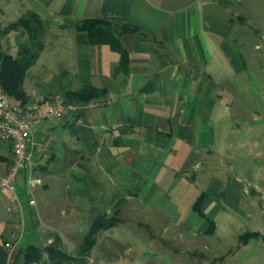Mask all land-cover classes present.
<instances>
[{"label": "crops", "instance_id": "1", "mask_svg": "<svg viewBox=\"0 0 264 264\" xmlns=\"http://www.w3.org/2000/svg\"><path fill=\"white\" fill-rule=\"evenodd\" d=\"M201 1L175 8L154 7L151 0H0V28L32 11L47 24L42 32L46 29L52 35L42 42L31 73L24 74L31 79L29 91L22 87L25 103L39 100L45 105L55 93L63 95L83 83L103 89L80 110L43 122L50 142L47 155L42 157L32 148V142L42 137V130L34 127L31 131L28 142L33 164L22 167L24 179L21 192L16 194L17 210L8 213L5 209L9 190L5 199L0 195V264H21L28 244L51 245L74 255L88 223L99 213L110 216L111 207L117 218L112 226L123 221L119 228L135 234L137 241H149L153 229L147 219L133 216L150 207L158 206L161 216L170 217L160 227L164 232L174 226L176 239H181L180 227L188 212L197 214L191 204L202 191L206 214L203 207L209 190H214L215 176L209 177L206 189L200 190L196 174H204L211 164L215 120L230 111L232 82L228 77L241 66L235 65L236 58L226 42L232 17L221 16L209 0ZM8 7L21 14L5 22L2 15ZM162 12L167 16L158 17ZM86 17L112 21L111 28L126 52L123 67H119L115 49L106 42L90 43L86 32L75 28ZM124 25L129 28L121 30ZM8 32L0 34V49L7 46ZM16 49L7 52L13 55ZM9 145L7 140H0V175L11 162ZM261 183L253 188L264 199ZM154 189L160 192L150 202ZM189 194V199L185 198ZM27 198H33L32 204ZM125 213L131 215L128 222ZM201 219L204 226L207 221ZM20 220L24 223L21 236L6 246L10 230ZM112 226L95 234V247L91 252L92 247L89 249L84 264L113 263L119 255L114 232L103 234L97 241L99 232ZM138 228L147 231L149 237L145 239ZM206 228L201 233L213 231L205 232ZM172 248V257L187 253L190 264H199L194 257L203 256ZM224 253L223 257L203 258L228 264L223 259L232 252ZM32 264L50 263L43 251L40 261Z\"/></svg>", "mask_w": 264, "mask_h": 264}, {"label": "rangeland", "instance_id": "2", "mask_svg": "<svg viewBox=\"0 0 264 264\" xmlns=\"http://www.w3.org/2000/svg\"><path fill=\"white\" fill-rule=\"evenodd\" d=\"M198 1L151 0L154 7L175 8L189 7V3L195 2L194 4H196ZM209 2L215 6V9H218L217 12L221 16L228 14L232 17L230 21L231 32L227 35L226 42L230 44L231 52L236 58L235 63L237 64L235 65L239 64L241 66L239 71L233 72L228 77V80L232 82L230 111L225 116H217L215 120L216 137L211 144V148L214 150L209 157L211 161L207 168L209 172L206 169L204 174H196L195 179L197 186L202 190L206 189L208 178L215 176L214 190H209V199L206 200L203 209L214 220L216 229L211 233H201L207 222L203 226L201 217L190 210V213L188 212V215L184 218L185 222L182 225L180 224L181 227L179 226L183 229L180 233L181 239H176L177 233H175L174 226L167 227L164 232V228L160 227L163 226L165 219L170 217L161 216L157 212L160 207H150L148 208L149 211L139 212L137 215L134 214L133 217L136 220L144 218L151 222L149 224L153 230L149 234H152V237L148 240L152 242L137 241L135 234L120 229V223L123 224V221L110 229L99 232L97 241L100 240L103 234L112 232L118 238L119 255L114 257L116 259L113 263L107 264H190L186 261L190 257L187 253L178 252V255L173 254L172 257L171 251L174 246L183 248L189 253L197 252L207 257L212 255L223 257L226 254L224 252H232L224 257L223 263L264 264L263 238L257 237V235L254 238L249 235L247 238L249 240L243 244L237 239V235L245 230H254L258 233V236L260 234L264 235V199L254 189L256 184L262 182L261 184L264 185V0H209ZM155 9L153 8V10ZM19 14L21 13L15 7L11 9L8 7L5 14L2 15V20L5 22L12 21ZM244 15L248 16V20ZM165 16H167L165 12L158 15V17ZM148 17H151V15H148ZM66 18L64 20L68 23L69 17ZM253 22L258 24H253ZM44 24L43 21V26ZM256 25L259 28H256ZM8 33L10 35L6 41L7 46L3 47L6 51L9 50L13 53L19 42L23 41L22 43L26 44L29 40L22 26H18L12 31L9 29ZM41 34L40 40L42 42L52 39L51 32L48 33L46 29L43 32L41 30ZM45 51L41 52L39 59ZM31 67L32 65L25 70L26 75L31 73ZM26 75H24L21 85L29 91L28 81L31 79ZM23 171L24 169L21 167L15 173L16 194L21 192L24 179ZM218 179L221 182H218ZM154 190V192L151 191L154 195L150 202L160 192ZM8 192L7 188L4 189L0 186L2 198L5 199V194H8ZM190 195H186L185 198L189 199ZM260 202L262 208L259 207ZM139 208L144 209V207ZM112 213L111 207L108 214L111 215ZM122 216L124 217V214ZM129 216L131 215L125 213V221L130 219ZM198 226L202 228L198 229ZM138 229L140 230L139 233L144 232L143 228ZM146 233L148 234V232H144L145 239L149 237ZM119 235L121 236L119 237ZM24 241L23 236L21 242ZM127 246H129V251L126 249ZM126 254L130 257H125ZM199 254L196 256H199ZM203 256L194 257V261L199 262V264H218V262L210 261L209 258H203Z\"/></svg>", "mask_w": 264, "mask_h": 264}, {"label": "trees", "instance_id": "3", "mask_svg": "<svg viewBox=\"0 0 264 264\" xmlns=\"http://www.w3.org/2000/svg\"><path fill=\"white\" fill-rule=\"evenodd\" d=\"M112 21L107 18L98 17H86L77 22L75 28L84 30L88 36V41L91 42H106L111 48L115 49L119 53V67H123L126 60L125 48L119 42L118 35H116L111 25ZM22 26L24 33L26 32L28 42L21 43L16 49V53L7 52L0 49V85L6 91L7 95L13 101L17 100L19 103H25L27 96L25 90L22 88V80L28 66H31L34 62L39 49L41 48L42 41L40 40L41 28L43 24L37 16V13L28 11L12 22L7 23L4 27L0 28V34L8 31L9 29ZM125 25L120 27L121 30L128 29ZM119 29V30H120ZM118 30V31H119ZM102 88L91 86L89 83H83L75 89H67L63 92V97L70 101H84L93 99L102 93ZM204 192H199L195 197L191 208L201 217H205L207 221V228L205 232L214 230V222L211 218L202 210V203L204 198ZM117 220L114 212L110 216H106L105 213H99L95 215L93 220L88 223L85 235L79 243L77 252L74 255L66 253L62 250H58L57 247L37 246L28 244L22 251V262L21 264H32L36 261H40L42 252L46 254L47 263L50 264H84L89 249L93 246L95 241V234L98 233L99 229L110 227ZM249 235L256 237L257 232L246 230L242 234L238 235V239L243 242L246 241Z\"/></svg>", "mask_w": 264, "mask_h": 264}, {"label": "built area", "instance_id": "4", "mask_svg": "<svg viewBox=\"0 0 264 264\" xmlns=\"http://www.w3.org/2000/svg\"><path fill=\"white\" fill-rule=\"evenodd\" d=\"M0 85V140H7L10 143V155L12 156L11 162L7 167V171L0 177L1 186L6 187L10 191V197L5 209L8 213L16 211L18 208L17 198L15 192V173L18 168H29L33 164L31 156V143L28 142L34 127H39L42 130V137L38 141L32 142V148L40 156L48 154L49 137L42 129V124L47 119L62 116L63 113L72 111L76 112L89 101H70L60 94L55 93L50 99H47L42 105V101L36 100L33 102L19 103L17 100L13 101L9 98ZM97 102V101H96ZM37 181V179H35ZM35 181H32L33 183ZM28 202L32 204L33 198H28ZM14 229L9 232V240L5 245H11L12 242L20 237L22 232L23 221H16Z\"/></svg>", "mask_w": 264, "mask_h": 264}]
</instances>
